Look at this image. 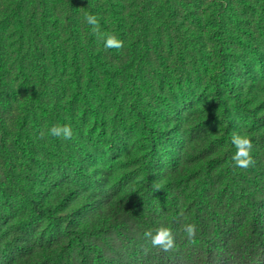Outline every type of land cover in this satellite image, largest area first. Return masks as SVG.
I'll use <instances>...</instances> for the list:
<instances>
[{
  "label": "trees",
  "instance_id": "16d2710c",
  "mask_svg": "<svg viewBox=\"0 0 264 264\" xmlns=\"http://www.w3.org/2000/svg\"><path fill=\"white\" fill-rule=\"evenodd\" d=\"M250 36L214 33L210 100L205 106L191 105V133L181 139L174 121L176 116L182 121L181 113L156 124L140 107L136 69L127 92L134 136L105 143L101 173L91 177L84 193L71 187L72 180L84 176L83 160L59 146L31 142L22 147L29 154L28 172L19 178L12 150L1 139L5 172L24 208L5 202L8 208H0V219L6 217L12 226L36 223L43 248L58 255L74 248L79 264H264V45ZM33 62L44 82V64L37 57ZM206 108L212 110L213 130L205 127ZM234 133L252 139L255 164L247 169L235 167L231 159ZM153 206L168 219L166 227L175 238L170 251L153 247L144 235L162 226ZM115 221L125 230H112ZM186 223L196 225L192 242L183 231ZM123 231L126 253L115 241ZM15 251L7 264H34L30 249L22 254L17 246Z\"/></svg>",
  "mask_w": 264,
  "mask_h": 264
},
{
  "label": "rangeland",
  "instance_id": "374dc122",
  "mask_svg": "<svg viewBox=\"0 0 264 264\" xmlns=\"http://www.w3.org/2000/svg\"><path fill=\"white\" fill-rule=\"evenodd\" d=\"M86 13L97 16L100 31L115 35L123 48L106 49L86 23ZM218 31L251 33V41L264 45V0H0V140L12 150L19 178L28 172L23 146H59L83 160L84 176L71 187L82 193L89 189L91 177L103 168L105 143L134 136L127 92L136 69L138 103L149 120L157 124L181 113L182 121L174 118L180 127L176 136L191 133V105L210 100L216 67L212 37ZM34 57L44 64V82ZM209 115L205 127L213 130ZM53 125H70L72 138L50 135ZM0 186L1 210L8 208L5 202L24 208L1 157ZM150 208L166 227V215ZM38 228L30 221L12 226L6 217L0 219V264H7L17 246L22 254L28 248L36 255L34 264H79L74 248L59 255L43 248ZM111 228L125 230L120 221ZM122 236L115 241L126 253L127 232Z\"/></svg>",
  "mask_w": 264,
  "mask_h": 264
},
{
  "label": "clouds",
  "instance_id": "9594fccd",
  "mask_svg": "<svg viewBox=\"0 0 264 264\" xmlns=\"http://www.w3.org/2000/svg\"><path fill=\"white\" fill-rule=\"evenodd\" d=\"M85 20L88 25L92 27L93 33H95L98 38L104 40V47L106 49H122L124 44L123 41L119 40L115 35L102 33L100 31L99 20L97 16L86 13ZM49 134L55 137H60L63 139H71L73 132L70 125H53L49 130ZM44 133L41 132V137ZM232 145L235 147L236 151L231 157L234 162V166L242 169H247L255 164L251 152L253 149L252 139L247 134L234 133L231 140ZM157 191L160 190L159 185H155ZM183 231L186 234L189 242L194 241L196 236V225L191 223H186L183 225ZM145 237L151 241L153 247L161 248L163 251L167 252L175 247V238L173 236L172 230L170 228L161 226L155 230V234L152 230L145 232Z\"/></svg>",
  "mask_w": 264,
  "mask_h": 264
}]
</instances>
